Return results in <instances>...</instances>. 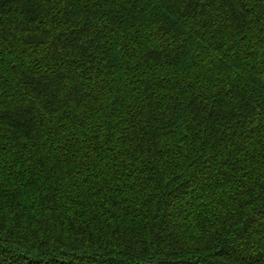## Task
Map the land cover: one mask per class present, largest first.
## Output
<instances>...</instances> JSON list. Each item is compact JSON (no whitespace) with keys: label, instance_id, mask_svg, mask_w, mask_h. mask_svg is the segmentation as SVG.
I'll list each match as a JSON object with an SVG mask.
<instances>
[{"label":"trees","instance_id":"1","mask_svg":"<svg viewBox=\"0 0 264 264\" xmlns=\"http://www.w3.org/2000/svg\"><path fill=\"white\" fill-rule=\"evenodd\" d=\"M0 264H264V0H0Z\"/></svg>","mask_w":264,"mask_h":264}]
</instances>
